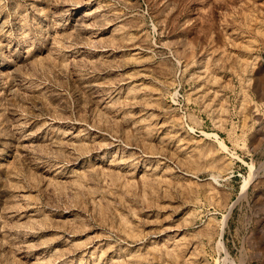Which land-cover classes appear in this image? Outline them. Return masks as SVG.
<instances>
[{"label": "rangeland", "instance_id": "obj_1", "mask_svg": "<svg viewBox=\"0 0 264 264\" xmlns=\"http://www.w3.org/2000/svg\"><path fill=\"white\" fill-rule=\"evenodd\" d=\"M0 264H264V0H0Z\"/></svg>", "mask_w": 264, "mask_h": 264}]
</instances>
